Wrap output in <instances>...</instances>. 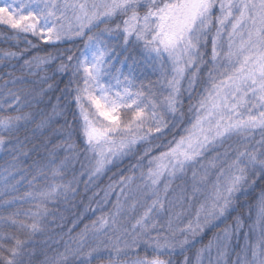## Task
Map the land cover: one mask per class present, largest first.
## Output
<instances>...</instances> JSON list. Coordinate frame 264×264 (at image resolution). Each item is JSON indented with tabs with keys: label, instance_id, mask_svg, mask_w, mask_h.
I'll list each match as a JSON object with an SVG mask.
<instances>
[{
	"label": "snow or ice",
	"instance_id": "1",
	"mask_svg": "<svg viewBox=\"0 0 264 264\" xmlns=\"http://www.w3.org/2000/svg\"><path fill=\"white\" fill-rule=\"evenodd\" d=\"M69 10L76 21L75 31L65 30L63 24L57 23ZM114 18H121L120 22L114 28L109 27ZM0 23L20 33L32 34L45 43H54L72 35L84 37L86 29L94 33L86 37L85 49L75 58V64H72L73 55H67V63H61L58 69L61 73L69 67L72 69L69 84H75L73 99L82 121L80 132L85 150L98 154L92 175L102 173L114 158L126 156L137 143L147 142L154 131L159 133L165 126L157 112V104L150 96L142 90L131 91L133 81L129 77L137 63L135 57L131 58L129 75L124 76L123 81L120 79L124 67L121 62V69H117V75L112 77L115 84L103 82V78L109 75L107 69L112 67L114 51L104 39L105 34L117 33L126 50L139 48L144 61L160 70L171 89L164 102L168 112L178 110L180 101L177 97L185 76L188 77V89L192 90L198 85L202 68L207 66V85L192 105L196 115L191 128L185 130L187 135L170 142L167 151H161L148 160L147 179L157 198L136 219L131 232L125 229L124 236L117 237L111 244L109 264H170L160 257L171 256L178 248L186 250L185 246L190 244L189 237L202 234L205 228L218 227L215 222L223 223L234 210L237 194L246 195V186L254 184L255 178L264 179V0H0ZM101 25L104 27L100 34H95L94 30L100 29ZM210 37L211 55L210 60H206L204 50ZM4 55L15 57L17 54L9 52ZM128 59L126 56L125 60ZM39 62L47 63L48 60L40 59ZM25 63L31 65L32 62ZM169 71L172 73L170 80L167 79ZM7 84L5 82L3 92L6 97H11V102L5 99L0 103V151L7 150L13 156L8 176L15 182H10L8 177L3 178L0 203L15 205L22 201L29 207L24 211L17 208L6 216L0 214V225L14 227L24 237L0 233V264H23L21 257L25 247L33 236L44 230L42 222L49 213L48 203L60 195L66 196L72 189L71 182L55 183V178L62 176L64 167L63 161L56 164L55 149L49 151L47 143L38 146L28 135L23 139L19 135L21 129H27L29 124H35L32 137L43 133L62 110L54 107L52 115L36 122L31 112L22 111L20 95ZM191 95L190 91V98ZM122 111L124 119L121 118ZM257 130L260 139L253 143ZM233 136L241 137L243 143L235 149L226 181L221 184L220 177L225 176L221 169L212 184L211 194L200 204L194 219L185 229L173 230L169 222L168 235L161 232L153 235L156 224L152 222L151 213L164 207L156 187L161 178L165 175L168 178L163 187L165 195L178 174L183 176L197 165L203 169L199 181H206L208 171L202 162L205 154ZM30 143L31 148L28 147ZM41 148L47 153L43 162L33 160L28 168H24L23 158ZM150 151L146 149L144 155L148 156ZM208 167L216 168L217 164L214 160L208 161ZM29 168L33 172H29ZM13 170L20 174L18 180L12 175ZM49 174L52 183H47ZM29 175L31 179H28ZM197 176L193 170V198L201 191L196 186ZM38 178L45 181V187L37 186ZM25 180L30 191L22 196L2 199L16 193L17 185ZM130 183L131 178L128 180ZM120 191L123 192L124 188ZM121 211L118 197L113 225ZM108 224V220L101 218L100 229ZM242 228V219L236 217L234 226L225 228L223 237L216 238L215 247L221 257L227 254L228 244H221L220 240L230 241L233 232L238 233ZM257 228L260 231L257 242L249 247L245 236L244 258L238 255L236 264H264V192L258 199L256 220L250 231ZM177 232L182 238L177 237ZM5 240H11V246L6 245ZM141 246L146 253L144 256L140 255ZM213 246V241H210L198 252L197 264L200 256ZM149 250L151 256L147 255ZM249 250L250 261L247 259ZM100 251V245L83 253L80 247L69 246L50 264H69L70 256L79 258V264H93L94 259L100 258L94 254ZM121 255L125 257L123 261Z\"/></svg>",
	"mask_w": 264,
	"mask_h": 264
},
{
	"label": "trees",
	"instance_id": "2",
	"mask_svg": "<svg viewBox=\"0 0 264 264\" xmlns=\"http://www.w3.org/2000/svg\"><path fill=\"white\" fill-rule=\"evenodd\" d=\"M120 19L115 18L108 26L114 28ZM103 27L104 25H101L100 29L94 30L95 34H99ZM92 34L94 33L87 32L84 37L79 39L45 43L32 34L20 33L0 24V103L5 99L11 102V97H6L3 92L5 82H8L7 87L20 95L22 111L31 112L36 122L52 115L54 107L62 110L61 115L54 117L51 125L43 133H37L35 137H32V129L35 124H29L27 129L22 128L19 133L21 139L28 135L36 145L47 143L49 151L55 149L56 164L64 162L63 174L55 178V183L69 184L71 182L72 190L68 191L66 196L60 195L55 201L48 203L49 213L42 222L44 230L33 236L26 246V253L35 252L42 264H50V261L63 253L66 247H80L83 253L97 245H100L101 251L94 255H98L100 258L94 259L93 264H109L108 252L111 250V244L117 237L124 236L125 229L131 232L136 219L143 215L147 206L157 198V195L153 194L149 187L150 181L147 179L150 167L148 160L161 151H167L170 142L187 135L185 130L190 129L195 121L196 114L192 105L196 103L197 98L207 85V66L202 68L198 85L192 90L188 89L186 75L177 97L180 101L177 105L178 110L175 113L161 110L162 115L160 116L165 122L161 131L159 133L154 131L147 142L137 143L126 156L114 158L111 164L105 166L102 173L92 175L98 154L85 150L86 145L80 132L82 121L73 99L75 84H69L72 69L69 67L63 73L58 71L61 63H67V55H73L72 64H75V58L79 57L85 49L86 37ZM107 43L114 50L111 57L112 67L109 69L117 73V69H121V62H123L124 67L121 69L122 75H120L123 80L124 76L129 75L128 65L132 64L131 58L135 57L137 63L133 66L132 76L129 77L133 81L131 91L142 90L160 108L159 105L166 96L161 72L159 73L157 69L155 70L144 61L139 48L126 50L119 35L118 40H107ZM204 51L205 59L210 60L211 37L208 47ZM9 52L17 55L5 57L4 54ZM126 56L129 57L128 60H125ZM40 59L48 60V62L40 63ZM26 61H31V65L26 64ZM11 81H15V83L13 84ZM190 91L191 98L189 97ZM8 111L15 114L11 109ZM121 118L124 119L123 111ZM259 139L260 134L257 130L253 143ZM242 143L241 137L233 136L225 139L222 145L205 154V159L202 162L207 168L208 178L204 182L199 181L203 169L197 165L195 169H188L183 176L178 174L172 180L165 195L163 187L168 178L167 175L161 178L156 187L164 207L163 209H154L151 213L152 222L156 224L153 235L156 232L168 235L169 222H171L173 230L186 228L188 223L194 219L200 204L204 203L211 194L212 184L217 180L220 170L227 169L229 171L228 165L235 157V149ZM28 147L31 148L32 144L30 143ZM146 149H151L148 156L144 155ZM241 150L243 149L241 148ZM46 154L43 148L38 152H29L28 157L23 158V167L28 168L33 160L43 162ZM213 160L217 167H208V161ZM12 162L13 156L9 151H0V183L3 182L4 177L9 179L8 170H10ZM193 170L198 174L196 186L201 189L194 198ZM29 172H33V169L29 168ZM12 175L17 180L20 178V174L14 170ZM129 178H131L130 184H128ZM28 179H31V175L28 176ZM250 179H252L251 175ZM9 181L15 182L12 179ZM220 181L223 184L222 177H220ZM52 182L49 174L47 183ZM37 186L42 188L46 186V183L42 178H38ZM17 188L16 193H10L2 199H10L14 195L22 196L31 190L26 180L21 181ZM121 188H124L123 192L120 191ZM246 192V195L237 194V199L233 204L234 210L223 223L215 222L219 225L218 227L205 228L202 234L189 237L190 244L185 246L186 250L181 251L178 248L175 254L160 258L170 261V264H185V259H187V264H197L198 252L205 248L210 241H213L214 246L200 256L199 264H236L238 255L243 259L244 252L242 250L245 247V236L247 235L249 247L254 245L260 236L259 229L250 231V226L256 220L258 199L264 192V179L255 178L254 184L250 187L246 186ZM118 197L122 211L116 217V224L113 225ZM28 207L29 205L22 201H17L15 205L0 203V214L6 216L17 208L24 211ZM236 217L242 219L243 228L238 233L233 232L230 241L220 240L221 244H228L227 254L221 257L215 247L216 238H222L224 229L234 226ZM101 218L109 221V224L103 229H100ZM94 225L95 227H93ZM97 229L100 230L97 231ZM0 233H12L24 238L22 233L7 225H0ZM82 234L83 239H81ZM176 235L182 238L180 233L177 232ZM3 242L8 246L12 244L11 240ZM145 254L143 246H141L140 255L144 256ZM147 255H152L150 250ZM124 259L125 257L121 255V260ZM247 259L251 260L250 250ZM37 261V259L34 261L35 264L40 263ZM69 264H79V258L70 256Z\"/></svg>",
	"mask_w": 264,
	"mask_h": 264
},
{
	"label": "rangeland",
	"instance_id": "3",
	"mask_svg": "<svg viewBox=\"0 0 264 264\" xmlns=\"http://www.w3.org/2000/svg\"><path fill=\"white\" fill-rule=\"evenodd\" d=\"M115 19V18H114ZM113 19V20H114ZM58 24H63V26H64V29L65 30H68L69 28L72 30V31H75L76 30V21H75V19H74V17H73V14H72V12H71V10H69V11H67V12H65L64 13V17H63V19L62 20H60V21H58L57 22ZM0 24H2V23H0ZM2 25H5V24H2ZM5 26H7V25H5ZM7 27H9V26H7ZM10 28V27H9ZM87 32H89L87 29L85 30V34L87 33ZM100 34V33H99ZM99 34H97V35H99ZM79 38H82V37H77V36H74V35H72V36H66L64 39H62V40H60V41H62V42H64V41H69V40H73V39H79ZM104 39L107 41V40H118V34L117 33H113L112 35H107V34H105L104 35ZM225 39H226V35H225ZM239 38L237 37V40H238ZM57 42H59V41H57ZM55 43V42H54ZM152 68H155V70L157 69L158 70V72L160 73V70L158 69V68H156V67H154V66H152ZM107 71H108V73H109V75H107V76H105L104 78H103V82L104 83H111V84H115V80L112 78L113 76H115V75H117V73H115L112 69H107ZM171 76H172V73L169 71L168 73H167V79H171ZM163 77V76H162ZM120 79H121V81H123L122 80V77L120 76ZM183 81V80H182ZM182 81H181V84H182ZM163 82H164V85H165V97L162 99V101H161V105H159L160 106V108L157 106V112L159 113V115H162V113H161V110L163 109V110H165V107H164V102H165V99H166V97L168 96V94H169V92L171 91V89L168 87V85H167V82H166V80H165V78L163 77ZM181 84H180V86H181ZM166 111V110H165ZM230 171V170H229ZM229 171H227V169H224V173H225V176L224 177H222V181H223V183L226 181V179H227V176H228V174H229ZM9 179L11 180L12 179V177H9ZM217 222H219V221H217ZM102 244V243H101ZM26 249H27V247H25V249H24V253H23V255H22V257H21V259H22V261H23V264H35V260L37 259L38 261L37 262H40V263H38V264H42L41 263V259H39V257L37 256V254L35 253V252H33V251H30V252H28V253H26ZM31 252H32V254H31ZM29 256H30V259H29ZM29 259V260H28Z\"/></svg>",
	"mask_w": 264,
	"mask_h": 264
}]
</instances>
